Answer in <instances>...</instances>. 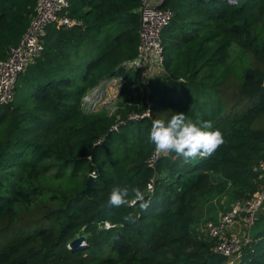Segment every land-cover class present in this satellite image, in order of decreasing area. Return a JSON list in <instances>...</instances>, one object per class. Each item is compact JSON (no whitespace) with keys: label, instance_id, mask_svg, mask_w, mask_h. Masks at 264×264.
Segmentation results:
<instances>
[{"label":"trees","instance_id":"1","mask_svg":"<svg viewBox=\"0 0 264 264\" xmlns=\"http://www.w3.org/2000/svg\"><path fill=\"white\" fill-rule=\"evenodd\" d=\"M139 4L69 0L80 22L46 26L43 50L0 104V264H227L192 228L203 201L248 198L264 180L252 169L264 158V0H163L172 16L163 72L149 82L151 117H127L144 107L146 90L127 96L124 85L115 113L85 114L89 88L134 78L123 62L138 51ZM34 5L0 0V58ZM175 112L211 120L225 142L208 158L184 163L171 153L150 165L152 120ZM90 174V194L81 195ZM116 186L139 187L147 209L109 205ZM128 213L137 219L125 222ZM237 264H264V227Z\"/></svg>","mask_w":264,"mask_h":264},{"label":"built area","instance_id":"2","mask_svg":"<svg viewBox=\"0 0 264 264\" xmlns=\"http://www.w3.org/2000/svg\"><path fill=\"white\" fill-rule=\"evenodd\" d=\"M162 2L163 0H159L158 3L140 0L138 6L140 15L138 51L135 57L123 62V67L126 73L134 76L126 83L127 96H134L137 86L146 90V94L143 97L144 107L129 111L127 115L129 119L150 118L152 114L147 94L150 90L149 82L155 75L163 72L162 30L172 16V10L168 6H161ZM68 6L69 0H35L34 12L25 31L19 40L9 47L6 57L0 58V104L12 100L19 72L43 50L42 36L46 26L54 23L69 27L80 22L77 18L68 15ZM115 79L125 82V75L104 78L90 90L85 91L80 99L81 108L84 103L83 97L88 95L90 99L87 104L90 111H93L101 87ZM123 83L119 86L118 92ZM158 156L160 155L153 148L148 157L149 164L153 165ZM252 169L260 175L264 174V158L253 164ZM263 205L264 180L250 197L234 200L217 217L208 219L203 224L206 237L213 242L212 250L226 257L227 264H237L243 247L252 241V231ZM233 224H237L239 229L232 228Z\"/></svg>","mask_w":264,"mask_h":264},{"label":"clouds","instance_id":"3","mask_svg":"<svg viewBox=\"0 0 264 264\" xmlns=\"http://www.w3.org/2000/svg\"><path fill=\"white\" fill-rule=\"evenodd\" d=\"M89 99L88 95L83 97L82 107L85 114L90 111L87 104ZM147 139L154 145L157 154L168 156L175 153V156L182 158L184 163L212 156L225 142L222 132L211 120L197 118L193 121L186 118L184 112H175L167 121L161 118L153 119ZM137 201L141 202L142 209H147L149 206L139 187L116 186L111 189L108 197L109 205L115 207ZM136 219L137 217L132 213L123 217L128 223ZM104 227H108L107 222Z\"/></svg>","mask_w":264,"mask_h":264},{"label":"rangeland","instance_id":"4","mask_svg":"<svg viewBox=\"0 0 264 264\" xmlns=\"http://www.w3.org/2000/svg\"><path fill=\"white\" fill-rule=\"evenodd\" d=\"M123 82L121 81V79H115L113 80V82H108L107 84L103 85L101 89L99 90V92L100 91L101 92L97 94L96 98L98 100L96 102V105L93 111H102L108 114L115 113L117 106H118V102L123 99V97L120 95V92H118V88ZM123 85L124 87H126V82H124ZM90 89L91 88H89L88 90ZM112 95L114 96L112 97ZM82 110L84 111L83 108ZM152 119H153V115H152ZM240 198H243V197L241 196ZM236 199L238 198H231L230 193H225L222 195L208 198L206 201H203L200 204L197 220L192 228L193 234L196 235V237H198L199 239L206 240V235L203 230V224L205 223V221H207L208 219L217 217L218 214L224 208L228 207ZM212 214H215V215H212ZM259 221L261 223L264 222V206L260 209L258 213L256 224L252 231L253 235L255 234V228Z\"/></svg>","mask_w":264,"mask_h":264},{"label":"water","instance_id":"5","mask_svg":"<svg viewBox=\"0 0 264 264\" xmlns=\"http://www.w3.org/2000/svg\"><path fill=\"white\" fill-rule=\"evenodd\" d=\"M92 179H93V175L90 174L88 176L87 180H86V186L81 190V195H89L90 194V187H91V181H92ZM82 239H83L82 237H79L76 240H74V242H79Z\"/></svg>","mask_w":264,"mask_h":264},{"label":"crops","instance_id":"6","mask_svg":"<svg viewBox=\"0 0 264 264\" xmlns=\"http://www.w3.org/2000/svg\"><path fill=\"white\" fill-rule=\"evenodd\" d=\"M152 2H154V3H158V1L159 0H151ZM80 21V20H79ZM264 206V205H263ZM212 215H215V214H212ZM213 217H215V216H213ZM264 227V222H258L257 223V226H256V228H255V233H257L259 230H261L262 228ZM232 228H235V229H239L238 228V225L237 224H233L232 225ZM206 240H208V238L206 237Z\"/></svg>","mask_w":264,"mask_h":264}]
</instances>
